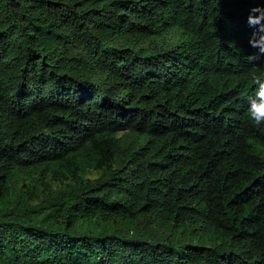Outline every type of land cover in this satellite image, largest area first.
<instances>
[{
    "label": "trees",
    "instance_id": "obj_1",
    "mask_svg": "<svg viewBox=\"0 0 264 264\" xmlns=\"http://www.w3.org/2000/svg\"><path fill=\"white\" fill-rule=\"evenodd\" d=\"M264 0H0V264H264Z\"/></svg>",
    "mask_w": 264,
    "mask_h": 264
},
{
    "label": "clouds",
    "instance_id": "obj_2",
    "mask_svg": "<svg viewBox=\"0 0 264 264\" xmlns=\"http://www.w3.org/2000/svg\"><path fill=\"white\" fill-rule=\"evenodd\" d=\"M247 23L254 31L250 45L257 51L248 56L252 64L259 61L264 63V6H257L250 10ZM256 87L252 94L245 98L247 114L251 122L257 127H264V79L255 78Z\"/></svg>",
    "mask_w": 264,
    "mask_h": 264
}]
</instances>
